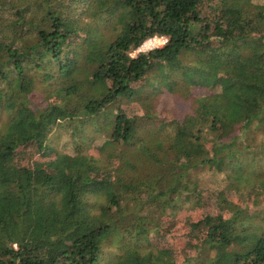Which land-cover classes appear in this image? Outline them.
I'll list each match as a JSON object with an SVG mask.
<instances>
[{
	"label": "trees",
	"instance_id": "obj_1",
	"mask_svg": "<svg viewBox=\"0 0 264 264\" xmlns=\"http://www.w3.org/2000/svg\"><path fill=\"white\" fill-rule=\"evenodd\" d=\"M0 120V264H264V0H0Z\"/></svg>",
	"mask_w": 264,
	"mask_h": 264
},
{
	"label": "rangeland",
	"instance_id": "obj_2",
	"mask_svg": "<svg viewBox=\"0 0 264 264\" xmlns=\"http://www.w3.org/2000/svg\"><path fill=\"white\" fill-rule=\"evenodd\" d=\"M154 38H158V41L155 47L151 45L152 42H148L149 40H147L146 42L148 43L144 42L137 49V51L139 52L148 51L153 48L164 45L165 39L163 37H154ZM204 92L205 90L202 93ZM1 124H2V121L0 120V126ZM252 136H254L256 139L254 145L255 144L259 145L264 142V140H262L263 138L260 139L261 137H263L262 134L252 135ZM101 143L102 142L98 141V143H96L93 146L87 145L84 149H82V151L84 154L89 155V156L98 155V149L101 147ZM48 145L50 147L49 149H52L51 151H49L51 153L39 150L38 148H36L35 145L23 147V149H21V152H22L21 156L19 154L17 155V157L16 155H14V157L16 158L15 159L16 165L18 167H30V168L44 167V164H46V162L50 158L56 156L58 153L74 154L76 152H79V150L75 152L74 146L71 143H68V138H66L63 135H60L59 131L50 136V139L48 140ZM101 159L105 160L106 158L101 156ZM240 162H242L243 171L246 175L251 176L253 173L251 171H254V170L256 171L260 170V172H263V173H260V177L252 178L250 182L252 183L257 182L261 184L264 183V144L262 147L261 154L253 155L251 151H249L247 154H244L243 159H240ZM258 199L261 200L262 197L259 196ZM186 209L187 210L185 211L183 210L181 212V216H183V219L193 218L198 215V212L191 209V206H189Z\"/></svg>",
	"mask_w": 264,
	"mask_h": 264
},
{
	"label": "built area",
	"instance_id": "obj_3",
	"mask_svg": "<svg viewBox=\"0 0 264 264\" xmlns=\"http://www.w3.org/2000/svg\"><path fill=\"white\" fill-rule=\"evenodd\" d=\"M164 39H165V41H164V44L166 43V41H167V37H165V36H162ZM149 41L148 42H152L151 43V45H153V47H155L156 46V43H157V41H158V38H150V39H148ZM154 41V42H153ZM146 42V41H145ZM148 42H146V43H148Z\"/></svg>",
	"mask_w": 264,
	"mask_h": 264
}]
</instances>
